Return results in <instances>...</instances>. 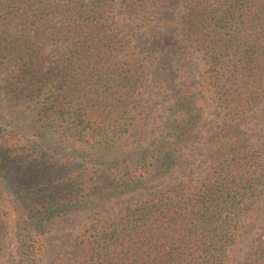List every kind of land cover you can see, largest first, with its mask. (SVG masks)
<instances>
[{
  "label": "trees",
  "instance_id": "16d2710c",
  "mask_svg": "<svg viewBox=\"0 0 264 264\" xmlns=\"http://www.w3.org/2000/svg\"><path fill=\"white\" fill-rule=\"evenodd\" d=\"M162 2L0 0L8 100L28 99L54 143L101 151L0 127V181L24 216L6 264H43L40 236L76 211L88 213L54 264H228L235 251L234 264H264V0H184L200 89L162 97L152 119ZM5 216L0 205V251Z\"/></svg>",
  "mask_w": 264,
  "mask_h": 264
},
{
  "label": "rangeland",
  "instance_id": "374dc122",
  "mask_svg": "<svg viewBox=\"0 0 264 264\" xmlns=\"http://www.w3.org/2000/svg\"><path fill=\"white\" fill-rule=\"evenodd\" d=\"M120 1V0H118ZM184 0H163L162 5L164 8L158 15V22L151 25L150 35L154 37L151 41L155 40L154 44L158 47L169 46L165 55L160 58L157 63L160 72L162 73V79L156 82V85H162L158 91V96L153 97L152 101H157L152 105L153 109L151 117L156 118L161 113V105L168 104L170 101L162 100V97L170 95L175 97L181 90H186V86H196L201 82V62L199 59V52L192 51L188 43L184 40V34L181 30L182 25L180 23V13ZM118 7V4L117 6ZM122 9H117L114 12V20L116 30H121L125 34L128 45L131 47L136 42L134 41L133 31L131 27L133 24L126 18L122 12ZM178 55V56H176ZM136 58V55H134ZM3 82L0 81V87ZM154 89V91L156 90ZM200 92L199 90H197ZM16 102L8 100V96L0 88V127L2 129H12L19 131V133L27 134V136L41 135L46 137L45 140L50 142L52 146L59 149L61 153L66 155L96 158L101 155V151L89 149L86 147H79V145L73 143V140H66L64 142H55L54 138H47L48 127L44 125V122L40 121L36 116V111L30 105L28 99H20ZM34 139V137H31ZM55 144V145H54ZM138 198L137 195H131L129 202H134ZM0 205L4 211H6V227L7 231L4 235V239L1 243L0 251V264H6L11 258V252L16 245V237L13 235L16 230V225H20L24 221V216L20 213L19 207L13 202L11 195L9 194L4 183L0 181ZM88 212L76 211L66 217H56L52 219V230L46 234L40 236L44 241V249H42V263L54 264V257L59 255L66 248V236L72 233V229L79 219L84 218ZM78 219V220H77ZM231 258V259H230ZM228 264L238 263L239 251H235L232 257H229ZM55 263H57L55 261Z\"/></svg>",
  "mask_w": 264,
  "mask_h": 264
}]
</instances>
